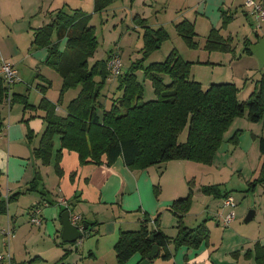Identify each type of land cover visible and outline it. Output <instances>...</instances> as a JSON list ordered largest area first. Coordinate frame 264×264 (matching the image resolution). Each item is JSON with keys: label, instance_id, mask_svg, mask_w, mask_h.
<instances>
[{"label": "trees", "instance_id": "16d2710c", "mask_svg": "<svg viewBox=\"0 0 264 264\" xmlns=\"http://www.w3.org/2000/svg\"><path fill=\"white\" fill-rule=\"evenodd\" d=\"M112 1L95 0V10L101 11ZM90 20L91 15L80 9L72 14L60 8L51 22L36 30L33 40L37 47L49 49L45 63L61 75L63 82L57 103L46 95L38 104H31L28 99L22 98L24 111L28 113L22 121L26 124L27 137L31 141L35 134L28 125L29 119L37 115L34 114L37 110L44 111L42 118L45 129L39 146L34 149V156L43 165H50L55 156L54 168L59 176L63 174L60 161L64 148L77 151L83 164L88 161L103 163L102 156L106 155L107 165L122 157L130 169H146L173 159L211 165L225 141L226 132L237 117L247 116L252 122L264 120V73L248 98L240 100V88L234 82L211 83L205 88L200 81L192 78L193 62L183 58L176 49L165 60L145 65L147 56L160 48L170 35L164 27H151L147 19L140 15L135 16V23L143 27V55L132 62L127 71L118 74V88L122 93L114 98L110 108H104L100 98L112 73L108 66L111 54L91 64L90 59L97 51L99 42ZM223 22V26H227L229 21L224 19ZM175 27L189 47H199L194 22L184 19ZM62 41H65L63 47ZM246 44L245 50L251 53L250 42ZM204 47L209 51L235 50L232 38H224L220 29L215 27L207 36ZM138 69H143L146 77L152 81L156 98L141 101L144 86L138 79ZM164 75L170 77L169 83L165 82ZM71 88H79L80 91L67 105V114L62 115L56 108L64 93ZM45 91L46 87H43L42 92ZM19 100L16 94H11L4 77L0 75V103L6 101L12 106ZM187 127V138L180 142L179 137ZM241 132L235 131L228 142L238 145ZM56 140L60 141L57 150ZM259 149L263 162L258 176L250 182V189L264 182V135L259 138ZM39 175L32 180L29 190L37 189L39 180L43 179ZM200 189L203 194L216 198L232 196L231 191L223 189L220 183L202 185ZM159 191L160 187L156 184L155 193ZM1 197L0 190V214L8 210V201ZM192 202L191 188L185 196L174 200L170 207L178 218L175 237L168 236L159 228H150L148 214L141 219L139 229L121 231L114 246L118 264H125L136 253L145 259L155 244L160 248V256L171 259L182 246L197 249L203 243H208L210 230L205 222L195 228L184 223V216ZM156 221L158 223L159 218ZM170 245L174 246L173 250ZM68 254L66 252L64 257ZM231 255L238 259L242 251H232ZM243 256L253 258L255 264H264V245L256 241Z\"/></svg>", "mask_w": 264, "mask_h": 264}, {"label": "crops", "instance_id": "0c3cea01", "mask_svg": "<svg viewBox=\"0 0 264 264\" xmlns=\"http://www.w3.org/2000/svg\"><path fill=\"white\" fill-rule=\"evenodd\" d=\"M5 2L14 12L19 11L17 15L18 20L29 21L28 28L29 32L30 27L32 28L30 32L32 36L30 45L23 48L26 53L25 55L19 54L21 48L18 45V39L14 37L11 38L17 44L16 45L12 42H6V36L0 37V75L3 76L1 67L3 60H6L15 65L21 77V81L11 86V94H16L17 98L21 100L15 102L13 104L14 106H9V103L6 102L7 104L5 103V106H9L12 112L10 117L11 120H9L8 123L0 120L1 198L6 199L8 204L12 200H17V203L13 206L15 215L13 216L10 212L9 206L7 210V225L9 224L11 226L13 232L8 248V252L11 253V261L9 262L8 259H5L2 263L118 264L114 246L119 239L121 231L139 229L142 222L141 219H143L145 214H148L150 217V228H159V230L163 231L168 236L175 237L178 231L177 226H173L176 227L175 230H169L165 225L168 215H171V218H169L171 224L175 222L174 213L170 210L174 200L185 196L187 193L184 192H188L187 189L186 191L183 190V188L186 187L184 183L187 175L192 174L190 171L189 173L187 172V167L189 165L187 162L172 160L150 166L146 169H130L127 167L122 157H119L112 165H107V156L103 155V163L99 164L94 161H88L83 164L81 163L77 151L64 148L60 161V168L63 174L59 176L54 169L55 156L52 158L53 161L50 165H43L41 160L34 156V149L39 146L41 135L45 129V121L42 118L44 111L37 110V112L34 113L37 115L29 119L28 125L35 133L31 141H34L37 135L38 137L34 143L27 141V128L22 120L23 117L26 118L28 116V113L24 111L25 104L22 102V98L28 99V102L31 104H38L43 95H46L53 103H57L60 98L63 82L60 74L61 80L59 88L55 87L53 78L51 77V79L48 77L44 71L35 75V72L40 68V64L45 62L49 49L47 47H37L33 44V40L36 30L51 22L56 11L61 7L59 8V0H0V18L2 17V12L8 8ZM244 2L245 0H198L194 5L186 8V12L181 15L182 17H178L179 21L176 22V24L183 19H189L186 17V14L193 12L195 18L192 20L195 21L197 15V21L199 18L206 19L210 24L216 26L222 20V11L226 5L230 8L232 4H236L237 8L240 7L244 10ZM36 21L41 23L38 24ZM261 27H263V25H261ZM261 38H264V35H260L259 33H256V37L252 39L249 34H247L245 40L247 42L249 40L250 44L253 45L258 43ZM54 40H56V37ZM11 44H13V46H10ZM251 53L253 52L251 51ZM192 62L194 64V61ZM21 70H23V73ZM263 73L264 71L261 72L259 77L253 80L255 86ZM24 78L29 81L26 82ZM193 78L195 79V77ZM39 79H41V81ZM97 79L99 80V77H97ZM238 80H240L241 83H239V81H234V83L241 88L242 85L240 84L244 86L247 85L250 81V77H245L244 79L238 78ZM201 83L205 87V84L203 82ZM210 84L211 83H209V85ZM209 85H207V87ZM43 87H46L45 93L42 92ZM71 89H77L78 92L68 99L67 93ZM71 89L64 93L62 101L56 108L57 112L62 115L67 114V105L72 99L78 96L80 91L79 88ZM33 91L37 93V96L31 102L30 99ZM37 99L38 101L36 102ZM2 104L3 103H0V109L1 106L3 107ZM251 136L252 137H248V135L239 136V144L237 148L235 147L234 149L229 144H225V142L228 141V138H226L219 150L225 152L233 149V154L238 151H243L242 147H247V149L250 150L255 143L254 137L258 135L252 132ZM244 138L245 143L243 144ZM59 146L60 141L58 140L57 143L56 140L55 150H57ZM216 156H218V152ZM177 169H182V174L177 177L183 185L182 188L178 189V194L162 196L160 191L156 194L155 185L159 183L157 182V178L159 177L162 181L165 175H170ZM163 170H165V172L160 173ZM39 174L43 176V179L39 180L37 189L29 190L30 183L36 176L39 177ZM63 200L68 202V206ZM23 201L26 202L24 203ZM208 202L210 201L208 200ZM35 207L41 208L40 218L42 222L37 225H39V227L43 225L44 230H20L21 226H19V228L13 227L20 214L24 216L25 213H29L30 215ZM228 207L229 206H227V208ZM24 208L27 209L28 212H24ZM68 209L71 210L72 215L78 214L82 217L81 223L83 225L88 224L89 230L86 231L85 237L90 236L89 240L88 238L82 241L79 239L75 243H72L71 247H66L65 243L67 242H61V240H63L62 214ZM205 210L202 211L203 214H205ZM31 217L32 216H30V219ZM158 218L159 221L157 223L156 220H158ZM99 226L105 227L104 229L106 231L102 233V236L105 234L109 235V244H106L108 242L103 244L101 238L98 239L100 231ZM96 227L98 230H94ZM94 231L95 233H93ZM93 235H95V240L91 237ZM6 241L7 238L4 239V237L0 235V243L3 244L5 248H7ZM257 241H260V243L264 245V236ZM76 244L78 245L77 248H75ZM234 244L233 242L228 244L231 246L228 249H232V246L236 249L237 244ZM211 245L209 238L208 243H203L197 249L182 246L174 253L171 258L173 259L171 264H218V260L214 258L213 254L210 252ZM170 248L173 250L174 246L170 245ZM249 248L252 247L243 248L241 250L242 253ZM74 249L78 252L73 254L69 261L67 255L66 257H64V255L66 252H71ZM228 249L226 248V250ZM1 252H3L2 248H0V253ZM159 257L163 259L161 263L157 262V258ZM142 260V255L136 253L125 264H139ZM168 260L169 259H165L158 255V257L151 260L150 264H170ZM214 261L216 263H214ZM224 263L235 264L230 260L224 261L223 264Z\"/></svg>", "mask_w": 264, "mask_h": 264}, {"label": "rangeland", "instance_id": "374dc122", "mask_svg": "<svg viewBox=\"0 0 264 264\" xmlns=\"http://www.w3.org/2000/svg\"><path fill=\"white\" fill-rule=\"evenodd\" d=\"M197 1L198 0H113L106 8L101 11H96L95 0H59V8L64 7L65 10L72 14L75 10L80 9L85 14L91 15L90 23L95 26V32L99 42L97 51L90 59L91 64L95 63L97 60L106 59L110 54L111 56L113 54H118L123 64L122 72H125L132 62L142 57V48L144 45L143 27L135 23V16L139 14L141 17L147 18V22L151 27L158 28L163 26L170 35L169 38L162 43L160 48L147 56L144 61L145 65L154 61L165 60L171 51L176 49L185 59L194 61L191 77H195L196 80L203 82L205 87L213 82L239 81V83H241L238 78L244 79L245 77H250V81L247 85L244 86L240 84L242 86L240 88L239 98L241 100H246L249 94L252 93L251 91L254 90L255 85L253 84V80L259 77L261 72L264 71V65L256 54L244 50V47L247 45L245 39L247 34H249L251 39L256 37V33L264 35V22L259 23L254 16L248 13L250 8H247L245 5L248 0L244 2V10L240 7L237 8L236 4H232L230 8L226 5L222 11V20L216 26L210 24L206 19L199 18L197 21V15L196 20H192L195 16L193 12H191L192 14H186V17L191 19L192 22L194 21L195 31L197 33L195 39L199 42L198 48H192L189 47L185 39L178 34L175 24L179 21L178 17L186 12V8L191 7ZM5 4L8 6L6 2ZM18 13L19 11L14 12L10 6L2 12V17L0 18V37L6 36V42L12 43L15 42L11 38L14 37L18 39V45L21 48L19 54L25 55L26 53L23 48L30 45L32 36L30 32L32 28L30 27L29 32V21L18 20ZM224 19H228L229 21L227 26H223ZM36 23L40 24L41 22L36 21ZM260 24L263 25V27H261ZM35 25L38 26L37 24ZM214 27L220 29V33L224 38H232V46L235 48L234 51H209L204 47L207 36ZM55 37L56 35L54 38ZM64 45L65 41H62L61 46L63 47ZM10 46H13V44ZM40 68L35 72V75L44 71L48 77L53 78L55 87L59 88L61 80L59 73L45 62L40 64ZM21 72L23 73V70H21ZM136 73L138 79L144 86V96L141 101L156 98L152 81L146 77L144 70L138 69ZM164 77L165 82L169 83L171 81L168 75H164ZM24 79L26 82L29 81L26 78ZM39 80L41 81V79ZM118 85V75L111 73L105 87L102 89L100 98L105 108H110L113 99L121 95L122 92L118 88ZM77 92V89L69 90L67 93L68 99ZM36 96L37 93L33 91L30 101L32 102ZM37 101L38 99L36 102ZM5 103L6 101L3 102V107L1 106L0 109V120L8 123V121L11 120L10 117L12 112L9 106H5ZM100 110L102 111V108ZM238 129L242 130L241 135L252 137V132L258 135L254 137L255 143L250 150H248L247 147L241 146L243 151H238L233 154V149L235 147L237 148L238 145L226 141L225 144H229L233 149L225 152L219 150L218 156H216V159H214L215 161H213L211 165L184 159H173L187 162V164H189L187 172L189 173L190 171L192 173L191 175H187L184 183L186 187L183 188L184 191L187 189L188 192L191 188L193 190V202L184 216V223L191 228H195L204 222L207 224L210 230V243L212 244L210 246V252L213 254L214 258L218 260V264H223V262L227 260L233 261L235 264H255L253 258L244 259V253L237 259V257L231 255V252L236 249L241 251L243 248L253 247L255 242L264 236V182L257 184L254 189H250V182L254 181L258 176L263 162L259 150V138L261 135H264V120L254 123L248 120L247 116L237 117L230 129L226 132L225 139L232 136ZM187 133L188 127L181 133L179 137L180 142L186 140ZM37 137L38 135L36 138ZM35 140L31 142L34 143ZM27 141L30 142L29 139ZM244 143L245 138L243 139V144ZM162 172H165V170L160 173ZM180 174H182V169H177L170 175H165L162 181L159 177L157 178L162 196L178 194V189L183 187L181 181L177 177ZM189 181H192L194 184H189ZM217 183H222L223 189L231 191V195L236 201L234 205L227 208V206L223 205L224 198H214L213 196L204 195L202 193L200 189L202 185H213ZM208 200L210 202H208ZM23 202L25 203L26 201ZM16 203L17 200H12L8 204L13 216L15 215L13 206ZM33 210L30 215L29 213H25L24 216L20 214L21 216H18V220L14 223L15 226L13 227L19 228V226H21L20 230H44L43 225L39 227V225L32 223L30 216H33L35 211ZM203 210L206 211L205 214H203ZM230 211L235 212V217L230 223L225 224L224 218ZM252 211L254 212L253 218L246 221L247 216ZM7 212L0 214V235H2L4 239L6 238L3 229L7 226ZM24 212H28V210L24 208ZM173 216L175 222L172 224L169 219L171 215L167 217L165 226L169 230H175L176 227L173 226H177L176 221H178V218L174 214ZM105 227L99 226L100 231L98 239L101 238L103 244L106 242H108L106 244H109V235L105 234L102 236V233L106 231L104 229ZM94 230H98V228L96 227ZM93 233H95V231ZM91 237H93L94 240L96 239L95 235ZM86 238L89 240L90 236H84L80 241ZM61 242L64 241L61 240ZM231 242L237 244L236 249L233 246L232 249H228L231 247L228 245ZM65 245L66 247H71L72 243H65ZM0 248L3 250L0 254H6L7 248L1 243ZM226 248L228 250H226ZM77 252L76 249L69 252L67 255L68 260L70 261L72 255ZM162 260L163 259H160V257L157 258V262L161 263ZM172 261L173 259L168 260L170 264ZM214 263L216 262L214 261Z\"/></svg>", "mask_w": 264, "mask_h": 264}, {"label": "built area", "instance_id": "2783aa9c", "mask_svg": "<svg viewBox=\"0 0 264 264\" xmlns=\"http://www.w3.org/2000/svg\"><path fill=\"white\" fill-rule=\"evenodd\" d=\"M245 5L247 8H250V11H248L250 15L254 16L259 23L264 22V0H248ZM108 66L111 72L115 75H118L122 72L123 64L118 54H113L111 56L108 62ZM1 73L3 74L6 85L10 88V90L13 84L21 81V77L18 73L17 68L10 61L3 60L2 67H1ZM8 101L9 102L11 101L10 96L8 97ZM7 198H8V194H7ZM63 202L67 204L68 206V202L66 200H63ZM234 204H235V199L232 196L225 198L223 201L224 206H232ZM34 210H33L34 214L31 217V221L32 223L40 224L42 222V219L40 218L41 208L36 207ZM234 217H235V212L230 211L224 218L225 224L230 223L234 219ZM81 220H82V217L80 215L71 214V221L74 224H77L80 229L84 230V225L81 223L82 222ZM3 233L5 237L7 238V241H6L7 253L0 254V263L4 262L5 259H8L9 262L11 261V253L8 252V248L10 246V239L12 238L13 232L9 224L3 229Z\"/></svg>", "mask_w": 264, "mask_h": 264}, {"label": "water", "instance_id": "95a60500", "mask_svg": "<svg viewBox=\"0 0 264 264\" xmlns=\"http://www.w3.org/2000/svg\"><path fill=\"white\" fill-rule=\"evenodd\" d=\"M251 51L256 54L264 65V38H261L258 43L251 45ZM71 210L68 209L62 214V238L64 242L75 243L79 239L83 238L86 234V231L89 230L88 224L84 225V230L80 229L77 224H74L70 218ZM254 212H250L246 218V221H249L253 218ZM152 238V236H151ZM77 244L75 248H77ZM160 248L157 244L153 245L151 251L148 253L147 257L143 259L139 264H150L151 260L158 257Z\"/></svg>", "mask_w": 264, "mask_h": 264}]
</instances>
